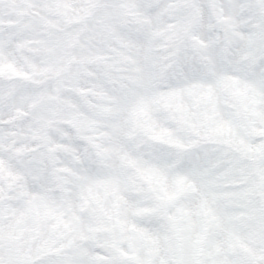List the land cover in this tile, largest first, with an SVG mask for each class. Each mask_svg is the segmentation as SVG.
I'll use <instances>...</instances> for the list:
<instances>
[{"label": "snow or ice", "instance_id": "1", "mask_svg": "<svg viewBox=\"0 0 264 264\" xmlns=\"http://www.w3.org/2000/svg\"><path fill=\"white\" fill-rule=\"evenodd\" d=\"M0 264H264V0H0Z\"/></svg>", "mask_w": 264, "mask_h": 264}]
</instances>
